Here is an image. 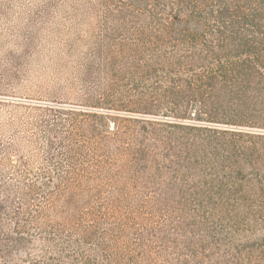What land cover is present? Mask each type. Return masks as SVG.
<instances>
[{
  "label": "trees",
  "instance_id": "16d2710c",
  "mask_svg": "<svg viewBox=\"0 0 264 264\" xmlns=\"http://www.w3.org/2000/svg\"><path fill=\"white\" fill-rule=\"evenodd\" d=\"M102 6L77 101L0 132V264H264V0Z\"/></svg>",
  "mask_w": 264,
  "mask_h": 264
},
{
  "label": "rangeland",
  "instance_id": "374dc122",
  "mask_svg": "<svg viewBox=\"0 0 264 264\" xmlns=\"http://www.w3.org/2000/svg\"><path fill=\"white\" fill-rule=\"evenodd\" d=\"M102 1L0 0V132L21 128L20 104L77 101L83 69L116 50V35L102 31ZM226 224L249 226L243 218Z\"/></svg>",
  "mask_w": 264,
  "mask_h": 264
}]
</instances>
